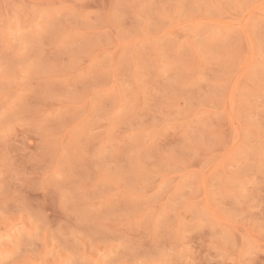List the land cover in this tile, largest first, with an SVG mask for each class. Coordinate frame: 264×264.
<instances>
[{
  "label": "rangeland",
  "instance_id": "1",
  "mask_svg": "<svg viewBox=\"0 0 264 264\" xmlns=\"http://www.w3.org/2000/svg\"><path fill=\"white\" fill-rule=\"evenodd\" d=\"M0 264H264V0H0Z\"/></svg>",
  "mask_w": 264,
  "mask_h": 264
}]
</instances>
